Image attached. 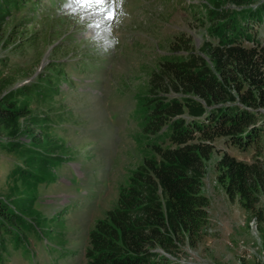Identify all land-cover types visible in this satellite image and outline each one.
Returning <instances> with one entry per match:
<instances>
[{
	"label": "rangeland",
	"instance_id": "rangeland-1",
	"mask_svg": "<svg viewBox=\"0 0 264 264\" xmlns=\"http://www.w3.org/2000/svg\"><path fill=\"white\" fill-rule=\"evenodd\" d=\"M8 3L0 20V102L12 97L29 111L17 138L0 129V264H84L90 230L117 206L147 144H170L165 126L144 134L140 114L150 98L184 97L150 91L159 63L189 50L208 61L200 49L205 41L264 45V0ZM214 8L232 21L231 29L207 13ZM216 24L220 29L211 30ZM230 92L237 96L232 85ZM146 107L149 112L154 104ZM259 109L258 139L242 147L224 136L208 141L192 133L213 146L200 183L208 200L206 224L199 234L174 239L170 250L151 251L176 264H264V167L248 199L230 197L218 179L223 153L264 159ZM176 117L192 126L186 113Z\"/></svg>",
	"mask_w": 264,
	"mask_h": 264
},
{
	"label": "trees",
	"instance_id": "trees-1",
	"mask_svg": "<svg viewBox=\"0 0 264 264\" xmlns=\"http://www.w3.org/2000/svg\"><path fill=\"white\" fill-rule=\"evenodd\" d=\"M8 11V0H0V20ZM207 13L231 29L232 21L227 16L215 8ZM217 25L211 30L220 29ZM235 42L231 39L214 46L205 41L200 49L208 61L189 50L185 56L159 63L150 80V91L174 90L184 97L150 98L146 106L153 103L154 108L148 112L144 105L140 114L144 134L156 135L165 126L170 144H147L142 163L131 172L128 184L120 188L117 206L108 210L90 230L84 264H176L151 250L156 246L170 250L175 245L174 239L199 234L206 224L208 200L201 194L200 183L203 161L213 146L195 141L192 133H200L208 141L224 136L233 145L242 147L257 140L261 131L257 123L263 118L259 108L264 109V45L246 47ZM231 85L237 96L230 92ZM234 97H238V104H234ZM3 99L0 129L14 139L22 129L20 118L26 117L29 110L24 105L17 106L12 97ZM223 102L230 104L216 110L206 109ZM183 113L191 118V127L187 126V120L175 118ZM219 165L218 179L228 195L248 199L253 181L260 178L264 159L248 162L223 153ZM241 203L253 209L259 220L263 218L249 202Z\"/></svg>",
	"mask_w": 264,
	"mask_h": 264
}]
</instances>
